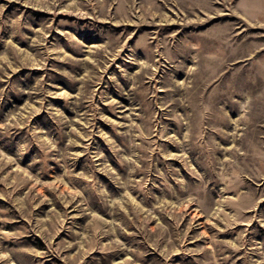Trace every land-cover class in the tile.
I'll list each match as a JSON object with an SVG mask.
<instances>
[{"label":"rangeland","instance_id":"374dc122","mask_svg":"<svg viewBox=\"0 0 264 264\" xmlns=\"http://www.w3.org/2000/svg\"><path fill=\"white\" fill-rule=\"evenodd\" d=\"M0 264H264V0H0Z\"/></svg>","mask_w":264,"mask_h":264}]
</instances>
